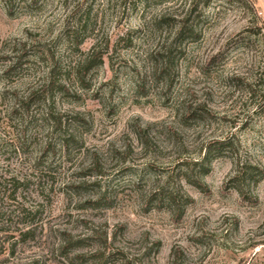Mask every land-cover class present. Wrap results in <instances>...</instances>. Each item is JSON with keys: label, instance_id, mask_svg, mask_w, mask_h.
I'll use <instances>...</instances> for the list:
<instances>
[{"label": "rangeland", "instance_id": "374dc122", "mask_svg": "<svg viewBox=\"0 0 264 264\" xmlns=\"http://www.w3.org/2000/svg\"><path fill=\"white\" fill-rule=\"evenodd\" d=\"M143 1L0 0V264H264V0Z\"/></svg>", "mask_w": 264, "mask_h": 264}, {"label": "trees", "instance_id": "16d2710c", "mask_svg": "<svg viewBox=\"0 0 264 264\" xmlns=\"http://www.w3.org/2000/svg\"><path fill=\"white\" fill-rule=\"evenodd\" d=\"M147 1L148 0H144L143 2L147 3ZM209 1L210 0H206V5H208L207 3ZM197 5H198V2L196 0L190 2L189 14L196 10ZM167 21L168 20L166 18V14L164 13V14H161L159 16H156L155 20L153 22L156 25V24L166 23ZM186 21H187L186 18H182L181 20H179V22H178L179 25H178L177 31L174 34V38L175 39L178 38V37L180 38L181 36H183L186 33V27H185ZM253 21H255V26H253V28H246V32H249L252 35H257V34L261 33V31L264 29V24H263L262 27L261 26H259V27L256 26V24H257L256 23V21H257L256 17H254ZM195 37H196V35H195ZM220 145H223V143H220ZM209 153L210 152H207L205 155H203V157L201 158L200 162L205 161L208 158ZM249 170H251L252 173H254V171H255L254 168H245V167L239 168V171L236 172V176H234L232 178V181H230V182L239 183V181H243L244 176L249 174V172H250ZM206 173H207V171L205 170L201 175L204 176ZM189 183L192 184L193 186L199 187V184H194V182H189ZM238 192L240 193L241 191L238 189ZM27 233L28 232H25L22 235H25Z\"/></svg>", "mask_w": 264, "mask_h": 264}]
</instances>
